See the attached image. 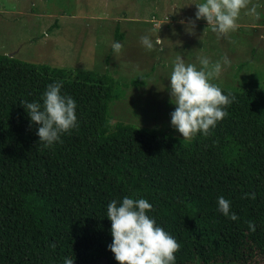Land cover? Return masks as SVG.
I'll list each match as a JSON object with an SVG mask.
<instances>
[{"label":"trees","instance_id":"1","mask_svg":"<svg viewBox=\"0 0 264 264\" xmlns=\"http://www.w3.org/2000/svg\"><path fill=\"white\" fill-rule=\"evenodd\" d=\"M53 81L76 101L78 124L45 147L20 101H40ZM112 85L107 74L0 54V264H119L106 209L123 196L152 204L180 244L175 264H264V88L220 87L235 96L227 115L188 141L111 124Z\"/></svg>","mask_w":264,"mask_h":264},{"label":"rangeland","instance_id":"2","mask_svg":"<svg viewBox=\"0 0 264 264\" xmlns=\"http://www.w3.org/2000/svg\"><path fill=\"white\" fill-rule=\"evenodd\" d=\"M189 2L0 0V54L71 72L107 74L113 81L111 124L147 126L182 137L170 125L175 105L167 89L176 56L197 67L201 55L209 57L210 66L218 62L219 75L212 82L219 87L264 88V3L251 0L255 12L242 10L238 28L218 34L203 18H195ZM143 35L162 44L148 51L140 41ZM113 41L122 43L119 52L113 51ZM141 75V83L133 84Z\"/></svg>","mask_w":264,"mask_h":264},{"label":"clouds","instance_id":"3","mask_svg":"<svg viewBox=\"0 0 264 264\" xmlns=\"http://www.w3.org/2000/svg\"><path fill=\"white\" fill-rule=\"evenodd\" d=\"M187 4L195 6L196 19L203 18L218 34L235 31L242 10L255 12L256 9L255 4L249 7L251 0H191ZM140 41L148 51L162 44L160 39L153 40L149 35L141 36ZM111 47L114 52H119L123 45L120 41H113ZM197 60L199 67L195 63H185L182 56H176L168 75L167 89L175 105L170 112V125L188 141L198 132L208 135L210 129L227 115L225 106L235 100V96L224 94L212 82L219 75L220 64L210 66L206 55L197 57ZM61 86L60 81H53L46 86L40 101H20L30 122L38 125L36 135L45 147L59 142L62 133L78 124L76 101L70 95L62 94ZM245 195L254 198V193ZM217 205L224 216L237 219L236 213L230 210V201L224 196L217 197ZM152 207L143 197L123 196L119 201L112 199L108 202L106 216L111 221L112 239L107 247L119 264H175L174 253L180 244L148 214ZM248 226L249 230L255 228L251 221ZM63 264H73V258L65 257Z\"/></svg>","mask_w":264,"mask_h":264},{"label":"water","instance_id":"4","mask_svg":"<svg viewBox=\"0 0 264 264\" xmlns=\"http://www.w3.org/2000/svg\"><path fill=\"white\" fill-rule=\"evenodd\" d=\"M103 264H107V262L106 261H101Z\"/></svg>","mask_w":264,"mask_h":264}]
</instances>
